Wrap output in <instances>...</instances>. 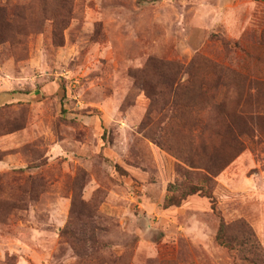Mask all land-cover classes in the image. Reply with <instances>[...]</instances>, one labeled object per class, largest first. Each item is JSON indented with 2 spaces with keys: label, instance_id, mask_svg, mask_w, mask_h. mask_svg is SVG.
I'll return each instance as SVG.
<instances>
[{
  "label": "rangeland",
  "instance_id": "rangeland-1",
  "mask_svg": "<svg viewBox=\"0 0 264 264\" xmlns=\"http://www.w3.org/2000/svg\"><path fill=\"white\" fill-rule=\"evenodd\" d=\"M255 77L264 0H0V264H264Z\"/></svg>",
  "mask_w": 264,
  "mask_h": 264
},
{
  "label": "trees",
  "instance_id": "trees-1",
  "mask_svg": "<svg viewBox=\"0 0 264 264\" xmlns=\"http://www.w3.org/2000/svg\"><path fill=\"white\" fill-rule=\"evenodd\" d=\"M255 87L250 88L253 90V93H258L260 87H264V78H253L251 80V84ZM242 113L247 115V118L251 121L257 122L260 121L264 125V101L259 102L256 101L253 103L250 108L243 109ZM242 136H246L250 139H252L255 136V140L259 141L262 137L257 133L256 128H251L250 130L240 132ZM253 140V142L255 141ZM117 172H119L121 175H125L126 171H124L121 167L116 166ZM199 194L200 196L206 197L210 200L213 210H215V204L216 199L214 195L207 190H205L202 186L192 184V183H186L182 186V191L180 194H171L166 197L165 199V208L172 207V206H180L184 200L187 199V197ZM224 230H225V224L223 219L221 218L219 228L216 232V239L221 245H226L225 237H224Z\"/></svg>",
  "mask_w": 264,
  "mask_h": 264
}]
</instances>
